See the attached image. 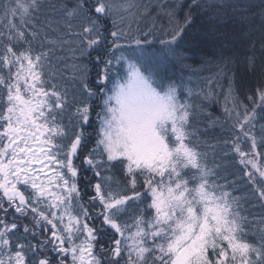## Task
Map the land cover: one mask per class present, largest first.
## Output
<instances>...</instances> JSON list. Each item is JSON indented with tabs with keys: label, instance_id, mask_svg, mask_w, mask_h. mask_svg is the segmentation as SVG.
<instances>
[{
	"label": "snow or ice",
	"instance_id": "obj_1",
	"mask_svg": "<svg viewBox=\"0 0 264 264\" xmlns=\"http://www.w3.org/2000/svg\"><path fill=\"white\" fill-rule=\"evenodd\" d=\"M179 6L0 3V264H264V228L257 235L242 212L249 200L264 205V86L247 97L251 108L232 78L224 97L222 152L242 166L235 195L237 181L219 183L220 165L196 143L200 101L213 98L228 62L199 90L160 75L169 57L183 62L193 8L180 21ZM153 41L162 58L147 54ZM86 171L94 179L82 186Z\"/></svg>",
	"mask_w": 264,
	"mask_h": 264
},
{
	"label": "trees",
	"instance_id": "obj_2",
	"mask_svg": "<svg viewBox=\"0 0 264 264\" xmlns=\"http://www.w3.org/2000/svg\"><path fill=\"white\" fill-rule=\"evenodd\" d=\"M3 2L5 0H0V3ZM137 2L152 3L155 6L158 0H137ZM199 2L203 7L195 8L192 0H167L168 4L180 5L176 9V18L180 21H183L184 15L189 12V6H192L193 23L189 29H186L187 36L179 47L183 62L169 57L160 64V75L168 83L177 85L183 83L199 90V87L204 85L205 78L214 77L219 71L218 65L222 61L228 62L230 71L218 81V87L214 86L213 98L200 101L205 107V112L199 122L201 135L196 143L201 150L209 152L210 165L213 157L220 165L217 169L218 182L230 185L231 181L236 180L237 189L234 194L241 195L244 191L241 187L243 182L240 180L242 166L235 160L225 157L222 152L224 147L222 140L229 135L223 129L231 126V121L225 123L227 117L224 112V97L227 94L229 79L232 78L238 100L251 108L252 101L247 97L256 98V90L264 86V0H199ZM152 15L155 16L158 24L167 27L166 17L162 14L156 15L155 11ZM104 24L109 30L112 28L110 19H105ZM145 48L148 55L156 58H162L165 51V46L157 41L146 45ZM129 52L130 50H126L125 54L128 55ZM95 55V52L92 53L93 58ZM250 57L254 60L252 65L249 64ZM88 67L89 79L94 81L96 75L94 63H89ZM125 68L126 65H114V75L115 73L124 75ZM100 108V101L96 100L95 111L99 112ZM256 111L258 113L256 131L259 133L260 125L264 124V120L259 117L260 109ZM92 120L95 121L94 114ZM212 120L216 121L215 125L211 124ZM96 124L98 125V122ZM88 132L92 133L89 140L94 146L95 132L93 128H88ZM202 141H207V144ZM211 144L216 145L214 153L207 146ZM83 176L87 179H81L82 186L87 185L88 180L94 179L91 171L84 172ZM83 190L91 192V188H83ZM242 212L248 217L250 222L248 227L258 235L259 229L264 228V205L258 200H249L243 204ZM252 238L249 236V239ZM107 240V236L102 240L106 246Z\"/></svg>",
	"mask_w": 264,
	"mask_h": 264
}]
</instances>
